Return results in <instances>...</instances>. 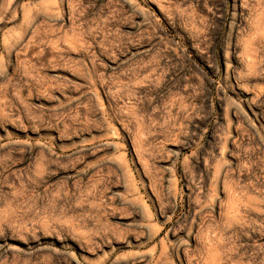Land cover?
<instances>
[{"label": "rangeland", "instance_id": "1", "mask_svg": "<svg viewBox=\"0 0 264 264\" xmlns=\"http://www.w3.org/2000/svg\"><path fill=\"white\" fill-rule=\"evenodd\" d=\"M0 264H264V0H0Z\"/></svg>", "mask_w": 264, "mask_h": 264}]
</instances>
